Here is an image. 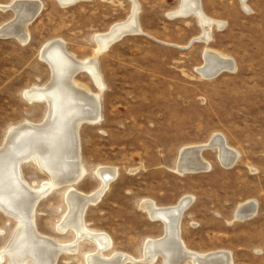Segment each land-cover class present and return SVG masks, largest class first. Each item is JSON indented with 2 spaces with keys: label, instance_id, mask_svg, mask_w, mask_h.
<instances>
[{
  "label": "rangeland",
  "instance_id": "374dc122",
  "mask_svg": "<svg viewBox=\"0 0 264 264\" xmlns=\"http://www.w3.org/2000/svg\"><path fill=\"white\" fill-rule=\"evenodd\" d=\"M40 1L26 42L0 37V145L12 127L44 118L47 102H30L24 94L51 82V67L40 50L45 42L61 38L78 59L97 57L104 84L100 89L87 71L75 77L99 93L101 120L79 129L85 173L73 185L90 193L99 186L100 166L118 168L85 212L88 227L112 239L104 254L122 251L140 257L145 240L164 232L163 222L152 220L141 203L152 199L168 206L190 195L193 201L181 220L188 248L228 250L232 264H264V0H246L247 7L241 0H202L204 13L214 20L209 41L197 39L203 27L195 13H179L183 0H137L142 31L126 34L106 49L97 35L126 20L132 0ZM13 17L12 9L0 7V26ZM207 49L232 58L235 68L203 76L197 68L206 63ZM216 134L239 152L234 165L224 166L217 149L206 148L202 155L211 163L209 170L176 169L184 147L209 142ZM22 172L35 186L47 178L34 161L23 164ZM67 188L53 189L35 212L38 230L60 241L74 238L71 229L61 233L56 228L68 207ZM249 200L256 202V213L237 219L238 205ZM16 222L0 211V247ZM94 247L80 240L77 251L62 254L57 264H86L84 256Z\"/></svg>",
  "mask_w": 264,
  "mask_h": 264
},
{
  "label": "bare ground",
  "instance_id": "6f19581e",
  "mask_svg": "<svg viewBox=\"0 0 264 264\" xmlns=\"http://www.w3.org/2000/svg\"><path fill=\"white\" fill-rule=\"evenodd\" d=\"M59 1L63 5H70L78 0ZM241 1L247 7L246 0ZM132 2L134 8L126 20L97 35L101 49H106L127 31H142L138 22L139 3L137 0ZM0 7L14 12V17L4 23L8 27L3 33L12 34L21 42H26L29 39L28 24L41 11V1L14 0L10 4H0ZM179 13H195L203 27V33L197 39H211L214 20L204 13L202 0H183ZM40 56L51 67V82L47 86L28 88L24 95L30 102H47L46 114L39 123L27 120L24 124L12 127L0 145V211L17 221L7 243L0 247V264H57L62 254L75 253L79 241L84 239L95 245L84 256L86 264L154 263L159 258L162 264H232V254L228 250L202 253L186 246L181 236V220L182 213L193 201L190 195H183L176 204L168 206H159L152 199H145L141 203V208L152 220L163 222L164 232L159 237L145 240L140 257L122 251L104 254L112 248V239L103 231L89 228L85 212L90 204L100 199L117 176L118 168L100 166L96 170L99 186L90 193L73 186L85 173L80 154L79 129L85 122L98 123L101 120L99 93L90 91L75 77L79 72L87 71L93 82L103 89L98 60L96 56L78 59L67 50L61 38L45 42ZM204 56L206 63L199 66L197 71L205 77H214L224 69L235 68L232 58L211 49H207ZM206 148H216L218 159L226 167L234 165L239 157V152L228 144L226 138L216 134L209 142L184 147L176 169L180 173L209 170L211 163L202 155ZM31 161L47 175L38 186L26 180L22 172L23 164ZM67 186L64 198L68 207L56 228L61 233L71 229L74 238L60 241L38 230L35 212L43 197L55 188ZM256 211V202L249 200L238 205L235 217L243 220L252 217Z\"/></svg>",
  "mask_w": 264,
  "mask_h": 264
},
{
  "label": "water",
  "instance_id": "95a60500",
  "mask_svg": "<svg viewBox=\"0 0 264 264\" xmlns=\"http://www.w3.org/2000/svg\"><path fill=\"white\" fill-rule=\"evenodd\" d=\"M6 25V26H5ZM8 26H7V24H4V26H1L0 27V37H14V35H12V34H9V33H3L4 32V30L7 28ZM126 34H130V32L129 31H127L125 34H123V36L124 35H126ZM186 208V207H185Z\"/></svg>",
  "mask_w": 264,
  "mask_h": 264
}]
</instances>
